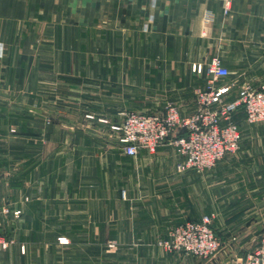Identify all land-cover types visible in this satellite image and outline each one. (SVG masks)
Here are the masks:
<instances>
[{"label":"crops","instance_id":"obj_1","mask_svg":"<svg viewBox=\"0 0 264 264\" xmlns=\"http://www.w3.org/2000/svg\"><path fill=\"white\" fill-rule=\"evenodd\" d=\"M0 0V264H233L264 222V125L178 173L167 142L123 153L125 113L195 108L217 56L236 87L264 81V0ZM18 210L17 216L13 212ZM210 215L208 259L167 251L174 227ZM63 239L60 242L59 239Z\"/></svg>","mask_w":264,"mask_h":264},{"label":"built area","instance_id":"obj_2","mask_svg":"<svg viewBox=\"0 0 264 264\" xmlns=\"http://www.w3.org/2000/svg\"><path fill=\"white\" fill-rule=\"evenodd\" d=\"M232 2L223 0L224 15L228 14ZM191 70L196 73L205 71L207 75L205 86L195 92L194 111L182 115L174 104L167 103L162 110L155 112L125 113L119 125L111 126L117 132V142L124 154L135 156L139 149L154 152L167 142L178 156L175 164L178 173L190 169L201 174L239 149L241 131L235 121L238 113L248 124L264 125V81L258 87L243 83L229 98L232 85L221 81L229 71L219 57H211L205 65L193 64ZM9 213L8 205L0 197V252L7 246L2 226ZM18 214V210L13 212L14 216ZM210 223L209 215L196 221L188 220L169 230L167 238L160 243L167 251L211 258L220 249L221 240ZM59 241L64 240L60 238ZM233 264H264V231L258 244L236 258Z\"/></svg>","mask_w":264,"mask_h":264},{"label":"rangeland","instance_id":"obj_3","mask_svg":"<svg viewBox=\"0 0 264 264\" xmlns=\"http://www.w3.org/2000/svg\"><path fill=\"white\" fill-rule=\"evenodd\" d=\"M210 216V215H209ZM261 225V227L259 228L258 227V236H257V238L255 239V243H257L258 244V240L260 239V235L263 233V231H264V222H262V224H260ZM218 236V235H217ZM221 241H222V239H220ZM221 245H222V242H221Z\"/></svg>","mask_w":264,"mask_h":264}]
</instances>
